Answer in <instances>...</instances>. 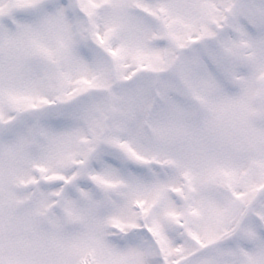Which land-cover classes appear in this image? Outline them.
<instances>
[{
    "label": "snow or ice",
    "instance_id": "obj_1",
    "mask_svg": "<svg viewBox=\"0 0 264 264\" xmlns=\"http://www.w3.org/2000/svg\"><path fill=\"white\" fill-rule=\"evenodd\" d=\"M0 264H264V0H0Z\"/></svg>",
    "mask_w": 264,
    "mask_h": 264
}]
</instances>
